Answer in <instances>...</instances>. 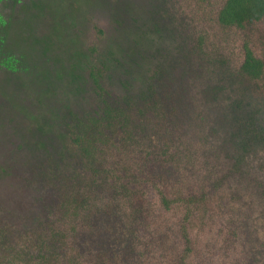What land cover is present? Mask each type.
Masks as SVG:
<instances>
[{"label": "trees", "instance_id": "1", "mask_svg": "<svg viewBox=\"0 0 264 264\" xmlns=\"http://www.w3.org/2000/svg\"><path fill=\"white\" fill-rule=\"evenodd\" d=\"M170 13L180 56L146 90L115 97L107 63L87 65L96 108L67 124L85 167L50 170L36 220L0 208V264H264V203L207 126L226 73L264 104V0H170Z\"/></svg>", "mask_w": 264, "mask_h": 264}, {"label": "rangeland", "instance_id": "2", "mask_svg": "<svg viewBox=\"0 0 264 264\" xmlns=\"http://www.w3.org/2000/svg\"><path fill=\"white\" fill-rule=\"evenodd\" d=\"M182 44L170 0H0V208L36 220L53 200L50 170L84 169L67 124L96 108L89 63H107L115 97L137 94ZM219 84L207 126L242 162L238 185L264 203V104L230 73Z\"/></svg>", "mask_w": 264, "mask_h": 264}]
</instances>
